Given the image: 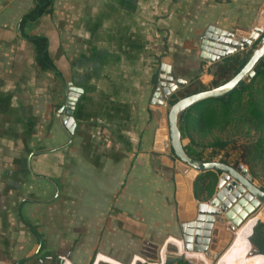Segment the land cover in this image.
I'll return each mask as SVG.
<instances>
[{
	"label": "crops",
	"instance_id": "obj_1",
	"mask_svg": "<svg viewBox=\"0 0 264 264\" xmlns=\"http://www.w3.org/2000/svg\"><path fill=\"white\" fill-rule=\"evenodd\" d=\"M188 2L53 0L23 24L36 0H0V264H121L142 243L208 261L184 249L173 172L152 137L154 39ZM72 89L71 134L67 110L57 116ZM252 204L244 195L228 225Z\"/></svg>",
	"mask_w": 264,
	"mask_h": 264
},
{
	"label": "rangeland",
	"instance_id": "obj_2",
	"mask_svg": "<svg viewBox=\"0 0 264 264\" xmlns=\"http://www.w3.org/2000/svg\"><path fill=\"white\" fill-rule=\"evenodd\" d=\"M224 3L226 4L225 0H223L221 4ZM218 4L216 5L214 0H189L188 4L185 6L187 8H184L185 13L183 15L178 12L175 13L176 9H174V13H172L174 18L171 24H167L169 30L166 33H158L154 39V51L156 54V66L158 67V71L164 59L170 57L175 79H184L187 81V84L184 87H180L171 97L167 99L164 98L165 105L159 103V98L156 99L155 103L158 104V109L155 112L156 121L152 137H155L154 135L159 127L160 120L168 114L171 101L175 97L182 98L194 90L211 89L212 75L216 73L219 65L225 63V59L231 56L243 59L249 51L255 49L261 42L263 35H261L252 46L245 49L240 48L237 53L220 60L216 59L212 62L211 59L214 56L213 51L216 48L215 46L217 44L224 45V42H219L220 38H228V41H230L228 45L230 46L231 42L236 41L241 43L242 39L248 38V36L251 35L264 7V0H228V8H222V6ZM177 6H179V3ZM178 10L183 11L181 8ZM211 27H213V30H210ZM217 29L228 32V37L223 36L221 33H217ZM208 49H211V51ZM230 77L232 78L233 74H231ZM156 90L157 85L154 91L151 92L153 98ZM250 98L247 92L243 97V102L247 103ZM150 102H152V100L150 101L149 99L146 104L150 106ZM55 108L54 112L50 115V122L54 119V114L58 110V105ZM150 114L152 117V112ZM205 114L206 110L201 112L198 111L199 118L203 117ZM184 126L188 135L187 138L183 140L184 146L193 144V147L197 151L203 152L206 155L205 157L207 160L221 162L224 158H227L231 165H233L236 160H241L240 155L244 146L249 145L261 135L260 131L244 123H233L228 125L225 129L222 128V124L213 126L209 129L195 127L193 125H188V123H185ZM220 142L231 143L226 149L222 150L219 145ZM212 145L215 146L212 147ZM213 153L216 154L214 155ZM240 164L246 166L251 173L248 165L242 162ZM255 169L257 176L254 178L256 182L264 188V166L262 164H257ZM204 175L208 174L205 173ZM214 178L213 175H208L196 186L200 197L207 201L211 200L217 192L218 180L216 181ZM262 214H264V206L258 203V205L242 219L234 244H236V240L245 238L251 231L252 226L255 225V231L259 223H264V215ZM255 218H257L256 222L254 220ZM246 240L247 241L244 242L245 245L242 246L238 252L237 250L232 252L226 264H256L252 259L257 255L258 249L249 242L247 237ZM169 251H171V249ZM227 251L228 248L225 252ZM163 252L165 255L164 260ZM133 253L139 256L135 264H161L162 262L166 263L167 261L168 263L175 260V257L173 256V258L169 253H166L164 248L148 247L146 244L142 243L141 246L139 245V247L133 249V251L126 249L124 257L120 258L124 261L121 264H131ZM176 257L185 258V256ZM187 260L193 264H203L196 259ZM206 263L210 264L208 261ZM91 264L114 263L101 261Z\"/></svg>",
	"mask_w": 264,
	"mask_h": 264
},
{
	"label": "water",
	"instance_id": "obj_3",
	"mask_svg": "<svg viewBox=\"0 0 264 264\" xmlns=\"http://www.w3.org/2000/svg\"><path fill=\"white\" fill-rule=\"evenodd\" d=\"M210 30H213V27ZM216 32L228 37L226 31L217 29ZM261 35H263L261 42L253 49L249 60L236 75L215 88L182 97L171 104L168 114L160 120L155 134L154 150L158 153L157 159L173 172L176 185L175 199L184 249L187 253L204 254L210 264H220L222 255L235 238L236 226L240 223L235 222V225H228L226 220L231 217L232 207L243 195L255 198L264 205V190L243 164L234 167L224 162L198 161L191 157L183 144L180 121L182 115L197 103L210 98L222 97L233 91L241 81H248L254 77V68L264 57V7L251 35L242 39L241 43L231 42L230 46L228 38H220L219 42H224V45L215 46L211 61L226 58L237 53L240 48L245 49L252 46ZM208 50L211 51V49ZM186 84L187 81L184 79H175L171 58H165L158 73L157 90L153 101L159 98V103L165 105L164 98L171 97ZM70 91L72 92L66 97V102L57 119L60 120V115L67 110L68 115L62 118L61 123L72 134L75 121L72 115L78 93H75L73 89ZM76 92H82V89ZM208 172L220 174L217 192L208 202H200L196 186ZM254 227L255 225L251 236L254 234ZM177 256L182 255L178 253ZM190 257L188 254L185 255L186 259ZM203 264H207L205 260Z\"/></svg>",
	"mask_w": 264,
	"mask_h": 264
},
{
	"label": "trees",
	"instance_id": "obj_4",
	"mask_svg": "<svg viewBox=\"0 0 264 264\" xmlns=\"http://www.w3.org/2000/svg\"><path fill=\"white\" fill-rule=\"evenodd\" d=\"M52 3L53 0H36L35 7L24 16L23 24L36 21L40 16L50 12ZM35 43L40 49H43L41 46H44L46 41L44 39H38ZM252 51H249L243 59H239L236 56L225 59V63L219 65L216 73L212 75L211 88H215L231 79V74H233V76L236 75L247 63ZM254 71L255 75L249 82L241 81L239 85L228 94L219 98H210L201 101L186 111L181 117L180 128L183 140L188 136L184 128L185 123L205 129L219 124H222V128L225 129L228 125L233 123H244L260 131L261 135L255 141L244 146L240 155L241 160H236L232 165L237 167L241 162L248 165L252 175L255 177L257 176L255 172L257 164H262L264 166V57L255 66ZM200 91L204 90H194L186 96ZM247 92L251 98L247 103H244L243 97ZM177 100L178 98L175 97L171 101V104L175 103ZM204 110H206V114L199 118L198 111L201 112ZM230 143L231 142H220L219 145L223 150L226 149ZM214 146L215 145H212V147ZM185 149L191 157L198 161H210L206 159V155L203 152L197 151L193 147V144L185 146ZM213 154L215 155L216 153ZM221 162L230 164L227 158H224ZM207 174L210 176L213 175L215 177L214 179L216 181L218 180V176L215 172H208ZM208 175H204L203 178ZM262 189L264 190V188ZM252 230L253 228L248 233L247 239L258 249L257 255H255L252 260L255 261L256 264H264V223H259L256 226L253 238L251 236ZM166 264L193 263L189 262L184 257H177L175 260Z\"/></svg>",
	"mask_w": 264,
	"mask_h": 264
},
{
	"label": "bare ground",
	"instance_id": "obj_5",
	"mask_svg": "<svg viewBox=\"0 0 264 264\" xmlns=\"http://www.w3.org/2000/svg\"><path fill=\"white\" fill-rule=\"evenodd\" d=\"M244 196V195H243ZM242 196V197H243ZM241 197V198H242ZM253 199V201H255V203L254 204H252V205H250V207H256L257 205H258V201L255 199V198H252ZM259 204H261V203H259ZM263 205V204H262ZM264 206V205H263ZM251 209V208H250ZM234 240H235V238H234ZM234 242V241H233ZM228 252V251H227ZM227 252H225V254L221 257V259H220V264H226V261H227V259H228V257L231 255V251L227 254ZM227 254V255H226ZM204 255V254H203ZM206 257V256H205Z\"/></svg>",
	"mask_w": 264,
	"mask_h": 264
},
{
	"label": "flooded vegetation",
	"instance_id": "obj_6",
	"mask_svg": "<svg viewBox=\"0 0 264 264\" xmlns=\"http://www.w3.org/2000/svg\"><path fill=\"white\" fill-rule=\"evenodd\" d=\"M178 99H180V98H178Z\"/></svg>",
	"mask_w": 264,
	"mask_h": 264
}]
</instances>
